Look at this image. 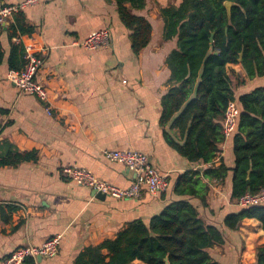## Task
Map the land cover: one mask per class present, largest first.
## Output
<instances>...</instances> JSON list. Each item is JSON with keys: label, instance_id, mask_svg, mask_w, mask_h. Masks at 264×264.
<instances>
[{"label": "crops", "instance_id": "0c3cea01", "mask_svg": "<svg viewBox=\"0 0 264 264\" xmlns=\"http://www.w3.org/2000/svg\"><path fill=\"white\" fill-rule=\"evenodd\" d=\"M143 1L141 8L138 0L124 3L129 13L151 27L149 43L135 54L116 0H39L0 25V155L9 146L37 154L35 162L0 168V261L17 248L60 236L54 256L23 264H74L82 249L114 238L129 222L148 224L179 199L173 193L176 180L199 172L205 202L192 199V204L205 224L217 226L224 238L222 246L210 249L213 259L219 264L255 263L256 248L264 246L261 224L244 219L235 230L224 225L227 215L240 210L229 198L231 171L217 181L202 174L220 162L233 167L231 140L220 144L213 163L193 164L166 143L163 131L169 130L160 125L161 99L170 75L165 60L177 45L175 37L163 39L161 12L182 0ZM16 19L30 29L29 36L13 34ZM99 30L109 33L107 48L86 51L78 46ZM28 45L46 49L37 75L47 90L46 103L20 93L7 78L13 71L8 68L12 47L17 54ZM226 70L244 76L239 65H227ZM257 83L247 81L239 90H250ZM121 150L143 153L166 177L168 189L152 195L142 186L138 198L116 200L78 186L62 174L63 168L79 167L127 188L134 181L133 173L104 157L106 151Z\"/></svg>", "mask_w": 264, "mask_h": 264}, {"label": "trees", "instance_id": "16d2710c", "mask_svg": "<svg viewBox=\"0 0 264 264\" xmlns=\"http://www.w3.org/2000/svg\"><path fill=\"white\" fill-rule=\"evenodd\" d=\"M128 0H116L117 14L131 31V49L138 53L151 37L150 24L129 13ZM134 2V0H131ZM137 8L144 1L138 0ZM232 2L228 16L224 2ZM17 15V14H16ZM163 39L176 38V49L166 57L170 72L167 93L161 99V127L166 143L187 162L211 164L223 142V116L236 102L238 117L231 135L233 167L222 162L202 174L223 180L231 171L229 198L237 201L246 193L264 188V0H182L163 9ZM14 35L31 34L16 19ZM12 47L8 68L24 66V46L17 54ZM14 61L18 65H14ZM239 65L244 76L227 73V65ZM247 81H258L250 90H239ZM34 151L20 152L9 146L0 155V168L35 162ZM182 174L173 186L179 199L166 206L148 224L129 222L114 238L82 249L74 264H219L210 249L222 246L217 226L206 225L192 204L205 202L197 177ZM187 197V199H185ZM255 219L264 232V203L240 209L224 218L227 229L235 230L242 220ZM254 264H264V246L257 247Z\"/></svg>", "mask_w": 264, "mask_h": 264}, {"label": "built area", "instance_id": "2783aa9c", "mask_svg": "<svg viewBox=\"0 0 264 264\" xmlns=\"http://www.w3.org/2000/svg\"><path fill=\"white\" fill-rule=\"evenodd\" d=\"M39 0H23L19 4L0 5V25L8 19L19 14L27 6L38 4ZM37 46V45H36ZM24 46V66L19 71H10L7 78L22 94L35 97L39 101L47 102V90L37 81L38 72L43 64L42 55L46 49L38 46ZM78 46L86 51L107 48L109 46V33L107 30L94 31L89 36L78 43ZM47 114H51L49 107ZM238 117L236 102H232L223 116V142L229 140L235 129ZM104 157L109 161H114L134 175V181L127 188H120L104 182L90 172L79 167H66L62 169V174L73 181L78 186H87L96 193H102L112 199L139 197L140 188L145 186L147 191L156 195L168 189V181L165 176L160 175L148 162L147 157L138 151L121 150L106 151ZM264 203V188L257 193H246L236 201V206L240 209H247L259 206ZM60 244V236L51 238L38 246L26 245L14 250L8 257L0 261V264H23L27 259H37L54 256Z\"/></svg>", "mask_w": 264, "mask_h": 264}, {"label": "water", "instance_id": "95a60500", "mask_svg": "<svg viewBox=\"0 0 264 264\" xmlns=\"http://www.w3.org/2000/svg\"><path fill=\"white\" fill-rule=\"evenodd\" d=\"M0 5L2 6L3 4L2 3H0ZM234 4L232 3V2H228V1H226V2H224V6H225V8H226V10H227V14H228V16H229V14H230V8L233 6ZM37 259H41V258H37ZM165 264H168V262L165 260Z\"/></svg>", "mask_w": 264, "mask_h": 264}, {"label": "rangeland", "instance_id": "374dc122", "mask_svg": "<svg viewBox=\"0 0 264 264\" xmlns=\"http://www.w3.org/2000/svg\"><path fill=\"white\" fill-rule=\"evenodd\" d=\"M232 77H233V78H232V82H233L232 84H233V86H234L236 81H235L234 76H232Z\"/></svg>", "mask_w": 264, "mask_h": 264}]
</instances>
